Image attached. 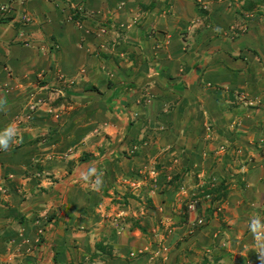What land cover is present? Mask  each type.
Segmentation results:
<instances>
[{
    "label": "crops",
    "instance_id": "0c3cea01",
    "mask_svg": "<svg viewBox=\"0 0 264 264\" xmlns=\"http://www.w3.org/2000/svg\"><path fill=\"white\" fill-rule=\"evenodd\" d=\"M203 1L204 23L196 0H0V131L19 133L0 149V264L242 263L233 196L260 182L228 184L244 147L221 126L242 121L228 93L259 98L258 41L236 31L233 0ZM208 176L207 205L215 185L231 193L197 229L185 200Z\"/></svg>",
    "mask_w": 264,
    "mask_h": 264
},
{
    "label": "rangeland",
    "instance_id": "374dc122",
    "mask_svg": "<svg viewBox=\"0 0 264 264\" xmlns=\"http://www.w3.org/2000/svg\"><path fill=\"white\" fill-rule=\"evenodd\" d=\"M205 2L206 1L203 0H196V6L199 12L197 14V17L199 19L197 17L196 19L198 20V22L201 21V23H204L205 20L207 21L208 18L209 5L207 2ZM233 2H236L237 4H234ZM233 2L230 5H232L236 13L240 15L236 21V31H240L239 33L245 35L253 41H258V44L251 43V45L254 49L253 53L256 55L255 57H257L258 55V65L256 67L258 68L257 75L259 77L258 84H256V86H259V98L251 97L249 93L245 94L244 92H233V96L228 93L230 98H234L232 99L233 101L227 99L224 102V104L226 105V110L224 111L225 116H227V120L228 118H231L230 120L236 119L237 121V119L240 118L242 119V121H239V124H234L233 121H230L225 127L221 126V130H223V132L225 133L226 136H224L226 137L227 141L233 140L237 144H243L242 146L244 147L243 151L241 152L243 153V155L240 156L239 152H237V154L239 155H237L236 157H234V155H228V157L232 158V161H227L226 163H230L232 167L230 166L231 168H227L225 170V176L228 178V184L232 185L234 184V182L241 181L242 186L245 182V178L247 180V176L250 171H254L255 174L252 178L253 181L255 180L260 182L258 188L251 189L242 187V193L240 192L239 196L231 194V196L234 195L233 197H242V200L238 204L237 214L231 217H235L238 223V231L236 232V235L239 237L238 242L240 244H238L237 246H239L240 251H242V253L238 254L242 258H238L237 262L242 261L241 264H264V261H262L258 257L257 253H252V255L250 254L251 252H255L256 250L252 234L247 227L249 220L253 215H259L264 218V5H258L255 6L251 11H245L244 9H241L239 0H233ZM74 21L77 27L81 26V22L79 23V25L76 23L79 20L75 19ZM88 31L90 32L88 28H85L83 30L84 33H88ZM93 32L94 35L103 33L102 31H99V29H96V32ZM114 37L115 38L113 39L112 47L117 46H114V44L119 43L120 35ZM244 48L250 50V48L248 47ZM225 89L228 90V88H223V90ZM249 120H252V126L249 125ZM250 130L252 132H250ZM239 140H241V143H239ZM232 164H238V167L245 168L242 174L240 172H237V175L241 174L242 177H240V175L237 178L235 177L236 172L232 169L234 168V165ZM196 179L205 180L201 183V186L198 187V190L191 191L192 194H189L187 196V200H185L187 201L185 203V207L187 208V204L189 202L194 203L193 211L197 213L195 217L196 220L194 221V228L196 227L197 229H199L202 226L206 225V222L209 220L210 214L212 217L214 211L218 210L217 212H221L220 210L221 208H223L224 201L228 196L230 197L229 194L231 192H229L230 190H228L227 188L225 189V192H222L221 190V193L223 194L217 196V199L215 198L214 200L209 201L210 205H207V200L211 197V194L208 196H203L205 194L204 186L209 185L212 182L217 183L219 181L215 176H208L207 178L196 177ZM212 196L214 195L212 194ZM196 197H198L199 199L196 200ZM201 203L203 204V206ZM198 219L201 220L200 223H198ZM219 222H223V224H226V221L219 220ZM227 226L229 227L230 225L227 224ZM240 231H244L245 233L241 235ZM148 233V236H150L151 238L155 236L154 231L152 230H149Z\"/></svg>",
    "mask_w": 264,
    "mask_h": 264
},
{
    "label": "clouds",
    "instance_id": "9594fccd",
    "mask_svg": "<svg viewBox=\"0 0 264 264\" xmlns=\"http://www.w3.org/2000/svg\"><path fill=\"white\" fill-rule=\"evenodd\" d=\"M6 104V98H0V110H2L3 106ZM18 136L19 133L17 126L14 123L8 124L2 131H0V149L8 151L12 144L19 142ZM102 175L103 173L98 172L95 167H91L88 169L87 173L82 176V178L85 182H89L92 177H95V181L93 183L95 188L98 190L99 186L103 183ZM247 227L252 234L256 253L258 254V257L264 261V218L259 215H253L250 218Z\"/></svg>",
    "mask_w": 264,
    "mask_h": 264
},
{
    "label": "built area",
    "instance_id": "2783aa9c",
    "mask_svg": "<svg viewBox=\"0 0 264 264\" xmlns=\"http://www.w3.org/2000/svg\"><path fill=\"white\" fill-rule=\"evenodd\" d=\"M198 1H199V0H198ZM120 5H121V4H120ZM10 10H11V7H10V6L0 4V21L6 19V17L8 16V14H9V12H10ZM21 19H22L23 22H25V21H28L29 18H28V16H27V14L24 13V14L21 16ZM77 20H78V19H77ZM76 23L79 25L80 21H77ZM103 30H104L103 27H99V31H103ZM86 32H87V30H86ZM38 100H39V99H38ZM39 101L41 102V100H39ZM33 108H34V104H29L28 106H26V111H27V112L24 113V114L14 115V120H13V122H15V123L17 124V123H19L22 119H27L28 116H29V114H30V112L33 111ZM193 209H194V203H193V202H189V203L187 204V210H189V211H193ZM197 221H198V223L201 222L200 219H198Z\"/></svg>",
    "mask_w": 264,
    "mask_h": 264
},
{
    "label": "trees",
    "instance_id": "16d2710c",
    "mask_svg": "<svg viewBox=\"0 0 264 264\" xmlns=\"http://www.w3.org/2000/svg\"><path fill=\"white\" fill-rule=\"evenodd\" d=\"M241 9H244L245 11H251L255 6L258 5H264V0H239ZM221 188H218L217 186L210 189L209 193L214 192L217 193L218 196L222 195V192H225V188L220 185ZM207 190H204V193H206Z\"/></svg>",
    "mask_w": 264,
    "mask_h": 264
}]
</instances>
